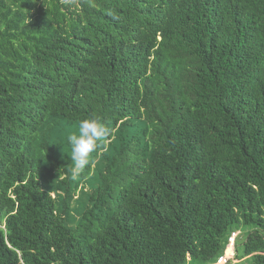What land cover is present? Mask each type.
Returning <instances> with one entry per match:
<instances>
[{
    "label": "trees",
    "instance_id": "1",
    "mask_svg": "<svg viewBox=\"0 0 264 264\" xmlns=\"http://www.w3.org/2000/svg\"><path fill=\"white\" fill-rule=\"evenodd\" d=\"M240 228L264 264V0H0V264H211Z\"/></svg>",
    "mask_w": 264,
    "mask_h": 264
},
{
    "label": "clouds",
    "instance_id": "2",
    "mask_svg": "<svg viewBox=\"0 0 264 264\" xmlns=\"http://www.w3.org/2000/svg\"><path fill=\"white\" fill-rule=\"evenodd\" d=\"M107 134V129L99 118L93 116L79 120L77 130L72 131L66 140L72 162L69 169L71 178L75 179L94 164L92 154L98 150Z\"/></svg>",
    "mask_w": 264,
    "mask_h": 264
},
{
    "label": "built area",
    "instance_id": "3",
    "mask_svg": "<svg viewBox=\"0 0 264 264\" xmlns=\"http://www.w3.org/2000/svg\"><path fill=\"white\" fill-rule=\"evenodd\" d=\"M239 234H240V231L239 230H236V231H233L232 234L229 236V243H228V245H230V246L228 247V250H229L230 247H232V250H234V248L236 250V242H237V237L239 236ZM225 252L226 251H224L218 257V259L216 260V262H214L213 264H235V263H233V261L236 260V259H234V256L231 257V255H228V252L227 253H225ZM235 255H236V252H235Z\"/></svg>",
    "mask_w": 264,
    "mask_h": 264
},
{
    "label": "rangeland",
    "instance_id": "4",
    "mask_svg": "<svg viewBox=\"0 0 264 264\" xmlns=\"http://www.w3.org/2000/svg\"><path fill=\"white\" fill-rule=\"evenodd\" d=\"M240 231H241V234H240V237H239V239H238V237H237V239L238 240H240L239 241V243H238V246H236V247H238V249L240 250V253L243 251V249H244V244H242L243 243V240H241L242 238H244L245 237V235H246V231H244L243 230V228H240ZM237 243V242H236ZM230 245H228L226 248H225V253H227L228 252V255H231V257H233L234 256V259H236V257H235V252H236V250H235V248H234V250H232V254H231V247L229 248V250H228V247H229ZM236 262H239L238 261V259H236L235 261H233V263H235V264H237ZM213 264V263H212Z\"/></svg>",
    "mask_w": 264,
    "mask_h": 264
}]
</instances>
